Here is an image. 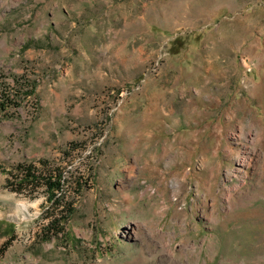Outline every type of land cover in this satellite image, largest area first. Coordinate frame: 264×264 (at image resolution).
<instances>
[{
    "label": "rangeland",
    "instance_id": "rangeland-1",
    "mask_svg": "<svg viewBox=\"0 0 264 264\" xmlns=\"http://www.w3.org/2000/svg\"><path fill=\"white\" fill-rule=\"evenodd\" d=\"M0 221V264H264V0H0Z\"/></svg>",
    "mask_w": 264,
    "mask_h": 264
},
{
    "label": "trees",
    "instance_id": "trees-1",
    "mask_svg": "<svg viewBox=\"0 0 264 264\" xmlns=\"http://www.w3.org/2000/svg\"><path fill=\"white\" fill-rule=\"evenodd\" d=\"M11 177L14 180V182H10L11 186L17 193H24L26 191L36 192L37 189L45 186L50 193L51 199L55 201L57 206L60 205L56 192L63 188L61 176L56 177L48 170H41L33 164L24 163L16 168ZM59 221L55 220V224L59 225ZM0 225L2 227L4 223L0 221ZM61 225L64 226L65 224L62 223Z\"/></svg>",
    "mask_w": 264,
    "mask_h": 264
}]
</instances>
